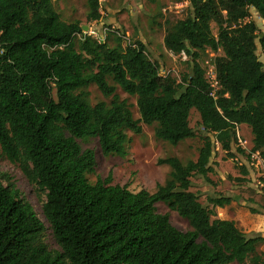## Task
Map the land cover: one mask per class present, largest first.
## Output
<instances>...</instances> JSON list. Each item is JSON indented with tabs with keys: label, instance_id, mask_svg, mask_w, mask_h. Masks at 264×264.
<instances>
[{
	"label": "trees",
	"instance_id": "trees-1",
	"mask_svg": "<svg viewBox=\"0 0 264 264\" xmlns=\"http://www.w3.org/2000/svg\"><path fill=\"white\" fill-rule=\"evenodd\" d=\"M53 1L61 0H0V153L45 193L42 214L60 251L48 248L44 224L0 175V264H264L263 236L248 237L233 221L216 218L214 210L231 198H208L209 209L190 191L193 176L210 182L216 144L229 159L242 154L235 126L250 129L252 150L264 163V62L257 55L264 34L244 22L251 9L264 22V0H183L188 17L163 39L170 54L188 57L180 81L160 76L141 43L123 45L114 31L110 46L108 36L98 42L79 23L62 22ZM99 19L98 0H89L87 20ZM206 49L221 53L214 59L222 85L216 101L198 63ZM91 85L111 102L91 106ZM116 87L136 99L138 120ZM193 109L202 129L198 157L185 165L159 160L171 171L153 194L113 185L111 172L88 181L95 154L77 140L96 138L103 157L124 156L126 131L138 135L145 124L176 146L196 138ZM240 172L249 175L245 167ZM158 203L191 230L173 227Z\"/></svg>",
	"mask_w": 264,
	"mask_h": 264
},
{
	"label": "rangeland",
	"instance_id": "rangeland-1",
	"mask_svg": "<svg viewBox=\"0 0 264 264\" xmlns=\"http://www.w3.org/2000/svg\"><path fill=\"white\" fill-rule=\"evenodd\" d=\"M100 6V19L88 21L89 0H61L53 1L52 8L59 15L64 23H79L83 28L87 27L100 35L103 29L116 31L118 34L127 37L123 39V45L141 43L151 61L156 62L160 67V76H170L180 81L182 75L188 71V57L185 59L180 55H173L168 52L163 44L166 31L177 21L186 19L190 9L187 2L183 0H98ZM252 21L259 32L264 34V22L256 11L250 10V18L244 22ZM212 32L216 35L217 28L211 24ZM107 44L114 45L112 37L108 36ZM257 55L264 62V50L257 42ZM221 54V53H220ZM209 49L199 52V65L204 68L207 62H212L218 55ZM110 84L113 85L111 81ZM116 94L121 100L128 101L134 119L138 120L139 114L136 107V99L124 94L116 87ZM88 102L91 106L99 102L109 104L111 98L105 99L94 85L88 88ZM200 117L196 110H191L189 125L194 129L196 138L185 140L176 146L156 139L155 126L141 124V133L136 135L126 131L127 143L124 156L103 157L99 143L96 138L77 140L82 149L94 151L96 167L93 174L87 175L91 184L97 178L105 179L111 172L113 185L126 186L129 191L137 193L145 190L153 194L158 185H163L169 178L170 168L158 165L161 159L170 157L178 158L183 165L189 161H196L198 150L202 146V129L199 125ZM240 135L248 146H252V134L250 129L240 127ZM213 139V138H212ZM214 140V139H213ZM215 154L211 160L213 172L208 175L210 182H205L198 176L191 178V192L196 193L199 202L211 209L208 205V198L229 197L232 202L223 209H215L216 218L233 221L236 227L245 235H261L264 237V191H259L254 181L249 176H243L240 168L233 159H229L215 145ZM235 150V149H233ZM0 175H6L15 188L21 193L33 208L39 220L46 229L44 235L45 244L50 250L60 251L56 245L50 226L42 214V207L45 203V193L34 184L28 182L18 165L7 161L0 153ZM7 180H3L6 185ZM157 212L168 215L173 227L181 232H187L190 226L187 220L169 210L164 203L156 205ZM214 218V217H213ZM264 254V244L258 248Z\"/></svg>",
	"mask_w": 264,
	"mask_h": 264
},
{
	"label": "built area",
	"instance_id": "built-area-1",
	"mask_svg": "<svg viewBox=\"0 0 264 264\" xmlns=\"http://www.w3.org/2000/svg\"><path fill=\"white\" fill-rule=\"evenodd\" d=\"M112 31L109 29H103V33L100 35L92 32H84V35L90 36L97 40L98 42H104L105 38L112 34ZM118 34V33H117ZM122 39L127 37H123L119 35ZM128 44H130L128 42ZM185 59V55L182 53L180 55ZM215 61L207 62L204 70H205V79L209 85V97H211L214 101L218 99L221 91V81L219 80L216 72ZM235 149H239L242 154H238L236 158H234L235 164L239 168L245 167L250 174V180L258 187L259 191H264V163L260 154L256 151L252 150V146L249 147L247 141L243 139V137L239 133V126H235Z\"/></svg>",
	"mask_w": 264,
	"mask_h": 264
},
{
	"label": "water",
	"instance_id": "water-1",
	"mask_svg": "<svg viewBox=\"0 0 264 264\" xmlns=\"http://www.w3.org/2000/svg\"><path fill=\"white\" fill-rule=\"evenodd\" d=\"M83 31H84V32H88V28H87V27H84V28H83Z\"/></svg>",
	"mask_w": 264,
	"mask_h": 264
},
{
	"label": "crops",
	"instance_id": "crops-1",
	"mask_svg": "<svg viewBox=\"0 0 264 264\" xmlns=\"http://www.w3.org/2000/svg\"><path fill=\"white\" fill-rule=\"evenodd\" d=\"M240 127H244V128H246V126L245 125H241V126H239V129H240ZM249 176V178H250V174L248 175Z\"/></svg>",
	"mask_w": 264,
	"mask_h": 264
}]
</instances>
